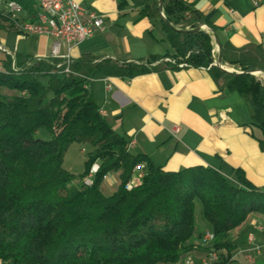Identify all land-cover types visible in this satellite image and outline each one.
Returning a JSON list of instances; mask_svg holds the SVG:
<instances>
[{
	"label": "trees",
	"instance_id": "16d2710c",
	"mask_svg": "<svg viewBox=\"0 0 264 264\" xmlns=\"http://www.w3.org/2000/svg\"><path fill=\"white\" fill-rule=\"evenodd\" d=\"M14 1L30 18L36 14V0ZM129 1L141 16L160 21L175 61L156 63L163 56L151 55L144 62H118L85 53L68 62L0 49V88L15 92H0V264H181L197 247L190 242L196 200L215 236L205 246L218 254L212 264H248L234 256L230 232L250 214L264 215V187L242 169L232 179L204 165L171 171L132 153L130 141L102 115L91 84L99 76L130 79L179 65L204 68L221 91L238 92L251 103L254 123L264 130V81L255 74H264V47L220 42V62L239 70L226 71L214 64L219 28L192 2ZM0 29L22 34L1 12ZM41 131L49 137H39ZM258 141L264 151V137ZM73 143L86 154L78 175L64 167ZM95 162L100 170L85 186ZM141 162L142 183L128 190ZM111 173H118L120 184L107 195L102 183Z\"/></svg>",
	"mask_w": 264,
	"mask_h": 264
},
{
	"label": "crops",
	"instance_id": "0c3cea01",
	"mask_svg": "<svg viewBox=\"0 0 264 264\" xmlns=\"http://www.w3.org/2000/svg\"><path fill=\"white\" fill-rule=\"evenodd\" d=\"M77 1L104 15L106 29L77 44L72 59L91 53L118 62H144L151 55L163 56L156 63L175 61V49L160 21L141 16L129 0L123 6L120 3L124 0ZM189 1L219 28L213 35L217 60L220 42L230 40L236 46L263 43L264 6L255 7L252 0ZM0 33V44L10 53L52 55L54 39L50 36L1 29ZM62 49L66 51V45ZM224 65L239 72L233 65ZM91 91L112 128L130 141L132 153L145 155L171 171L204 165L232 179L235 170L242 169L251 182L264 187V151L258 141L264 137V130L254 123L253 107L238 92L221 91L208 70L179 65L130 79L99 76L92 82ZM176 126L180 131L174 134ZM114 175L118 173L108 180L114 182ZM206 224L205 230H211ZM263 224L264 215L252 213L243 227L230 232L236 251L246 252L243 260L237 252L236 258L248 264H264V255L248 246L256 229L254 243L264 244ZM199 244L196 249H200ZM195 254L198 259L199 251ZM254 256L257 260L252 259Z\"/></svg>",
	"mask_w": 264,
	"mask_h": 264
},
{
	"label": "built area",
	"instance_id": "2783aa9c",
	"mask_svg": "<svg viewBox=\"0 0 264 264\" xmlns=\"http://www.w3.org/2000/svg\"><path fill=\"white\" fill-rule=\"evenodd\" d=\"M6 2V11H0L3 16L11 18L16 24H18L22 34L20 35H39L44 34L54 39L52 47V55L66 59L68 62L72 60L71 53L73 48L82 42L83 40L93 36L98 31H104L106 29V18L104 15L98 12L84 7L77 0H36V4L47 5L51 7L55 12H58L62 16V25H54L51 20H44L43 18L33 16L29 17V14L21 4L13 3L11 0H4ZM255 7L264 6V0H252ZM63 45H66V51L63 52ZM264 47V41L262 43ZM1 50L6 48L0 44ZM214 52L215 62L224 70L233 72L235 70H229L224 64L217 60L216 52ZM226 68V69H225ZM0 69H2V62H0ZM69 71V69H66ZM110 87V85L108 86ZM101 113L105 114L104 111ZM180 131V127L174 128V134ZM100 170L99 162H95L90 169L88 175L83 179L82 183L85 186H92L96 174ZM146 173V163L141 162L134 167L132 178L128 181L126 188L128 190L142 183V179ZM109 178V174L105 176V179ZM214 233L212 231H206L203 235V239L206 246H211L214 241ZM251 251L257 254L262 253V246L254 243L253 234L250 236ZM208 261L205 264H212L214 260L218 258V254L215 251L210 250L207 253ZM184 264H194L191 259L186 258Z\"/></svg>",
	"mask_w": 264,
	"mask_h": 264
},
{
	"label": "rangeland",
	"instance_id": "374dc122",
	"mask_svg": "<svg viewBox=\"0 0 264 264\" xmlns=\"http://www.w3.org/2000/svg\"><path fill=\"white\" fill-rule=\"evenodd\" d=\"M6 9H7L6 2L4 0H0V11L4 12V11H6ZM3 24H5V23H3ZM4 32H6V31H4ZM1 33H0V35H1ZM256 76L258 78L262 79V81H264V74L263 73H257ZM0 92L3 94H6V95H11V94L15 93L14 91H10L6 88H0ZM39 137L48 138L49 135L47 132L41 131V132H39ZM85 158H86V154L84 151V147L81 144L73 143L70 145V147L68 148V150L65 154L64 167L68 171L78 175V174L82 173L85 169ZM113 174H111V175L109 174V177H111ZM115 178H116V180H115ZM114 180L115 181L112 182L108 179L107 180L104 179V181L102 183V190L105 194L110 195L118 188V185L120 184L119 176L114 175ZM195 215H196V231H195V234H194V236L190 242L195 243V244L197 242L201 243V245H199L200 249H196V247H194L191 252H189L186 256H184V259L182 260L181 264H184V261L186 258L191 259L194 264H205V263L209 262L208 258H207L208 251H207V248L205 247L206 243H205L203 236H202V235H204V233L206 231H208L205 229L208 228L207 226H209V225L206 224L207 222L204 219L203 205H202V202L200 200H196V213H195ZM209 231H212V230H209ZM257 231H258V229H256V231H254L252 233L254 239L256 236L255 233ZM230 239L235 240V237L231 236ZM255 244L262 246V254L264 255V244H260L256 241H255ZM248 246L252 247L251 245H249V243H248ZM248 246H247V248H249ZM246 249H245V251L248 250V249L247 250ZM236 250H235V254L237 252ZM196 251L197 252L199 251L198 259H197L198 255L195 254ZM239 252L240 251L238 250L237 256L243 260V255H246V252H244V251L240 252V253ZM256 256H259V255H256ZM241 259H239V260L242 261ZM252 259H256V257L254 256ZM254 262H255V260H254ZM250 264H252V263H250Z\"/></svg>",
	"mask_w": 264,
	"mask_h": 264
},
{
	"label": "bare ground",
	"instance_id": "6f19581e",
	"mask_svg": "<svg viewBox=\"0 0 264 264\" xmlns=\"http://www.w3.org/2000/svg\"><path fill=\"white\" fill-rule=\"evenodd\" d=\"M13 3H17L18 2L11 0ZM37 11L36 14L34 16L43 18L44 20H51L52 24L54 25H62V16L60 14H58V12H55L53 9H51V7H47V5H37ZM11 20V18H9ZM18 25V24H17ZM260 73V72H256Z\"/></svg>",
	"mask_w": 264,
	"mask_h": 264
},
{
	"label": "water",
	"instance_id": "95a60500",
	"mask_svg": "<svg viewBox=\"0 0 264 264\" xmlns=\"http://www.w3.org/2000/svg\"><path fill=\"white\" fill-rule=\"evenodd\" d=\"M220 60H221V58H219V62H220ZM255 74H256V72H255Z\"/></svg>",
	"mask_w": 264,
	"mask_h": 264
}]
</instances>
